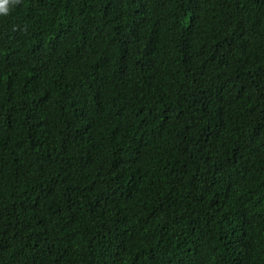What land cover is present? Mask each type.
Segmentation results:
<instances>
[{
    "label": "trees",
    "instance_id": "trees-1",
    "mask_svg": "<svg viewBox=\"0 0 264 264\" xmlns=\"http://www.w3.org/2000/svg\"><path fill=\"white\" fill-rule=\"evenodd\" d=\"M0 264H264V0L0 16Z\"/></svg>",
    "mask_w": 264,
    "mask_h": 264
},
{
    "label": "clouds",
    "instance_id": "clouds-1",
    "mask_svg": "<svg viewBox=\"0 0 264 264\" xmlns=\"http://www.w3.org/2000/svg\"><path fill=\"white\" fill-rule=\"evenodd\" d=\"M19 3V0H0V16H7L13 5Z\"/></svg>",
    "mask_w": 264,
    "mask_h": 264
}]
</instances>
